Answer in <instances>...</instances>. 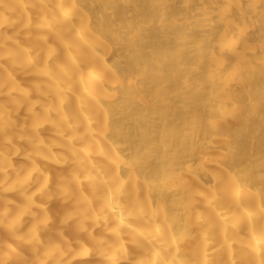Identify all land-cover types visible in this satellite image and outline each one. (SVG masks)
Instances as JSON below:
<instances>
[{
	"label": "bare ground",
	"instance_id": "1",
	"mask_svg": "<svg viewBox=\"0 0 264 264\" xmlns=\"http://www.w3.org/2000/svg\"><path fill=\"white\" fill-rule=\"evenodd\" d=\"M261 260V0H0V261Z\"/></svg>",
	"mask_w": 264,
	"mask_h": 264
},
{
	"label": "snow or ice",
	"instance_id": "2",
	"mask_svg": "<svg viewBox=\"0 0 264 264\" xmlns=\"http://www.w3.org/2000/svg\"><path fill=\"white\" fill-rule=\"evenodd\" d=\"M261 6L264 7V0H261ZM58 7L60 8H63V5H58ZM70 18V17H69ZM58 38H61L60 37V34L58 33L57 34ZM65 47L66 48H69L70 45L68 44H65ZM53 49H49V52H48V55L51 56L53 54ZM69 58L71 59V53L69 52ZM29 63H32V58L29 57ZM73 63H75V61L73 60ZM70 66L67 65V64H64V63H59L57 64V67L55 70H52L49 68L48 66V62L46 61L45 64L42 66V67H37L36 71L37 73L43 75V76H47L49 79H53V80H56L57 83L60 82V79L62 76H68L69 73H70ZM131 83V81H130ZM25 96H27V93H25ZM35 103V102H33ZM31 111V109H29ZM48 111V110H46ZM43 123H48V122H51L50 118L45 116L43 117V120H42ZM41 126V120L38 119L36 122H34L33 124V128L34 129H39ZM69 128L72 127L71 124L68 125ZM69 139H72L71 137ZM47 158V157H45ZM34 171H38V169H34ZM86 179L88 177H85ZM74 179L76 180H79V177L78 175H75L74 174ZM57 189L63 191V192H68L69 191V186L68 185H65L63 183H58L56 185ZM50 189H51V183L50 181L48 180V178H45L44 180V183L41 184V187L39 189H37V191L40 192L41 196H47L48 199H51V195L49 194L50 192ZM35 195V194H33ZM28 204L31 205L32 203H34V201H32L31 197H28ZM211 203V202H210ZM40 207H44V216L39 220L37 221V224H34L33 227L29 230V238L30 239H38V235H37V232H38V225L39 224H43L45 226H47L48 224V221H49V216H48V209L46 206L44 205H40ZM73 219V216H72V213L71 212H66L64 217L61 219V224H70L71 221ZM123 218H121V223H123ZM15 223L16 221H12L10 224L6 225V227H8L11 231L15 232ZM78 229H82V225H78ZM102 243V242H101ZM56 247V245H51L50 248H54ZM46 255H51V251H48L45 253ZM81 254H86V252H81ZM0 264H6L5 261H0ZM41 264H46V262H41ZM138 264H143V262H138ZM153 264H156V262L154 261ZM261 264H264V260H261Z\"/></svg>",
	"mask_w": 264,
	"mask_h": 264
}]
</instances>
